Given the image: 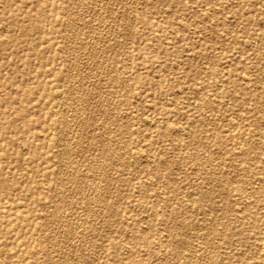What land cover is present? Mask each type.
Wrapping results in <instances>:
<instances>
[{
	"label": "rangeland",
	"instance_id": "obj_1",
	"mask_svg": "<svg viewBox=\"0 0 264 264\" xmlns=\"http://www.w3.org/2000/svg\"><path fill=\"white\" fill-rule=\"evenodd\" d=\"M0 264H264V0H0Z\"/></svg>",
	"mask_w": 264,
	"mask_h": 264
},
{
	"label": "bare ground",
	"instance_id": "obj_2",
	"mask_svg": "<svg viewBox=\"0 0 264 264\" xmlns=\"http://www.w3.org/2000/svg\"><path fill=\"white\" fill-rule=\"evenodd\" d=\"M105 124V123H104ZM106 137V136H105ZM102 167V166H101ZM100 171V170H99ZM98 177V176H97ZM98 200H99V198H98ZM79 209V208H78ZM76 230V229H75Z\"/></svg>",
	"mask_w": 264,
	"mask_h": 264
}]
</instances>
